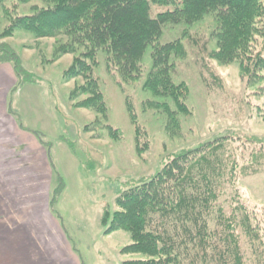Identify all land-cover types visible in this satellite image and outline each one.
<instances>
[{
    "label": "rangeland",
    "instance_id": "1",
    "mask_svg": "<svg viewBox=\"0 0 264 264\" xmlns=\"http://www.w3.org/2000/svg\"><path fill=\"white\" fill-rule=\"evenodd\" d=\"M163 9L153 6V13ZM4 23L0 21V31ZM213 32L212 17L206 16L188 26L166 25L158 40L183 43L185 54L172 56L171 81L186 87L179 96L186 114L177 111L171 96H156L144 88L152 65L150 47L142 59V74L133 81L122 82L107 71L100 56L93 76L99 79L106 110L96 114L91 108L75 107L76 101L89 96L76 91L85 81L66 73L74 55L53 59L55 39H36L19 31L1 40L17 53L20 64L0 63L8 71L6 84L0 83V189L8 188L17 205L23 200L32 203L29 217L38 232L37 244L53 238L58 246L45 247L48 262L64 264L60 253L68 254L69 264L146 259L122 253L131 244L130 234L106 233L103 211L113 212L118 194L153 177L168 159L228 138L218 150L226 160L224 173L216 178L214 208L220 206L228 217L233 206L245 204L260 233L252 240L236 225L242 261L264 264V71L260 80H250L239 62L210 59ZM263 50L262 38L253 41L252 56ZM74 91L77 96L71 100ZM162 103L169 105L175 120L167 118ZM45 212L50 223H56L52 231L60 236L54 238L50 227H41L46 215L40 214ZM216 216L210 217L209 232L221 229ZM212 246L204 242L203 251L197 252L181 245L183 264H215V252L220 255L226 249L222 242L213 250Z\"/></svg>",
    "mask_w": 264,
    "mask_h": 264
},
{
    "label": "trees",
    "instance_id": "2",
    "mask_svg": "<svg viewBox=\"0 0 264 264\" xmlns=\"http://www.w3.org/2000/svg\"><path fill=\"white\" fill-rule=\"evenodd\" d=\"M153 6L164 9L154 14ZM206 16L212 17L214 25L215 50L210 59L223 64L239 62L243 76L260 80L264 53L252 56V43L257 38L264 40V0H0V21L5 22L0 31V63L20 64L17 53L1 42L16 32L36 39L53 38V59L74 55L66 73L85 81L76 91L89 96L76 101L75 107L103 114L105 100L99 79L93 76L100 56L107 71L112 70L122 82L133 81L140 78L142 59L150 47L152 65L144 88L156 96H171L177 111L186 114L188 109L179 99L186 87L171 81L172 56L185 54L183 43L159 44L158 40L166 25L188 26ZM76 91L69 95L71 100ZM161 106L167 118L175 120L169 105ZM107 130L115 132L109 126ZM227 139L203 143L168 159L153 177L118 194L113 212L103 211L106 233L122 230L130 234L131 244L122 253L146 257L123 264H183L181 245L200 252L204 242L213 245L211 250L221 242L224 245L226 250L220 255L213 253L215 264H243L236 225L252 240L258 239V228L245 204L233 206L228 217L220 206L214 208L216 178L224 173L226 160L218 150ZM212 213H217L220 231L209 232Z\"/></svg>",
    "mask_w": 264,
    "mask_h": 264
},
{
    "label": "crops",
    "instance_id": "3",
    "mask_svg": "<svg viewBox=\"0 0 264 264\" xmlns=\"http://www.w3.org/2000/svg\"><path fill=\"white\" fill-rule=\"evenodd\" d=\"M7 78V69L4 66H0V83L5 85ZM7 190L10 191L6 187L0 189V264H54L52 261L48 262L50 258L47 256V249L45 248L48 244L52 243L53 246H57L54 239L50 238L48 243L43 239L40 242L41 245H38L36 242L34 235L38 232L32 228V219L29 217V210L31 209L32 203H25L23 200V203L19 202L18 205L17 203L15 204L14 200L9 198V194L6 192ZM42 195L40 193V198ZM44 209L45 211L47 210V208ZM42 215L46 216L45 219L41 220V227H45V230H48V227H50L51 229L48 231H52L57 227L55 225L56 223H53V219L50 223L46 212L44 214L41 213L40 217ZM53 233L55 235L54 238L60 236L59 232ZM34 247H36V250H34ZM63 247L66 248L67 245L64 246L63 244ZM44 249L46 250L44 251ZM57 249L59 250V248ZM60 250L62 251L64 249ZM59 255L64 264H69L68 254L60 253ZM71 259H75L74 256ZM70 264H73L72 260H70Z\"/></svg>",
    "mask_w": 264,
    "mask_h": 264
}]
</instances>
